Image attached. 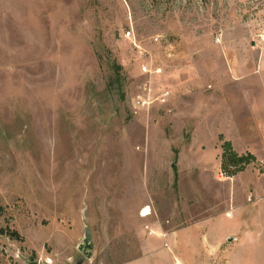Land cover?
<instances>
[{
    "label": "rangeland",
    "instance_id": "obj_1",
    "mask_svg": "<svg viewBox=\"0 0 264 264\" xmlns=\"http://www.w3.org/2000/svg\"><path fill=\"white\" fill-rule=\"evenodd\" d=\"M35 261L264 264V0H0V264Z\"/></svg>",
    "mask_w": 264,
    "mask_h": 264
},
{
    "label": "built area",
    "instance_id": "obj_2",
    "mask_svg": "<svg viewBox=\"0 0 264 264\" xmlns=\"http://www.w3.org/2000/svg\"><path fill=\"white\" fill-rule=\"evenodd\" d=\"M124 36L132 41L134 48L137 49L139 53L141 73L149 76L144 84L143 92L138 93L132 98V107L135 109L150 108L155 102L161 105L167 104L172 96L171 89L169 87H164L160 90H156L153 86V78L163 73V66L155 64L152 58L146 57L150 52L142 41L137 39L132 28H127L124 32ZM152 40L154 43H159L160 41L159 36H154Z\"/></svg>",
    "mask_w": 264,
    "mask_h": 264
},
{
    "label": "trees",
    "instance_id": "obj_3",
    "mask_svg": "<svg viewBox=\"0 0 264 264\" xmlns=\"http://www.w3.org/2000/svg\"><path fill=\"white\" fill-rule=\"evenodd\" d=\"M223 153L221 167L224 173L228 176L235 175L236 173L245 169L246 165L250 163L253 155H240L233 148L232 142L225 140L222 144Z\"/></svg>",
    "mask_w": 264,
    "mask_h": 264
},
{
    "label": "water",
    "instance_id": "obj_4",
    "mask_svg": "<svg viewBox=\"0 0 264 264\" xmlns=\"http://www.w3.org/2000/svg\"><path fill=\"white\" fill-rule=\"evenodd\" d=\"M92 247L90 237L86 236L83 243L80 245V251L85 254L86 256H90V248ZM32 264H39L38 261L32 262ZM76 264H82V261H78Z\"/></svg>",
    "mask_w": 264,
    "mask_h": 264
},
{
    "label": "bare ground",
    "instance_id": "obj_5",
    "mask_svg": "<svg viewBox=\"0 0 264 264\" xmlns=\"http://www.w3.org/2000/svg\"><path fill=\"white\" fill-rule=\"evenodd\" d=\"M149 213H150V208L146 207V208H144L142 215H148Z\"/></svg>",
    "mask_w": 264,
    "mask_h": 264
}]
</instances>
